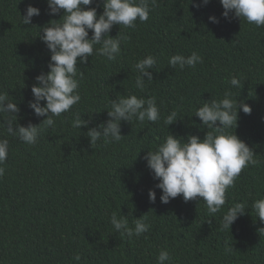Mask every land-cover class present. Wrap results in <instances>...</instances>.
Masks as SVG:
<instances>
[{
	"label": "trees",
	"instance_id": "trees-1",
	"mask_svg": "<svg viewBox=\"0 0 264 264\" xmlns=\"http://www.w3.org/2000/svg\"><path fill=\"white\" fill-rule=\"evenodd\" d=\"M195 2L201 6L191 0H156L147 22L137 20L135 28L127 29L114 25L110 36L120 31L129 37L121 44V55L112 61L96 55L85 64L78 61L84 72L81 101L56 118L55 127L45 129L36 145L8 136L0 127V139L9 140L0 177V264H157L162 249L172 257L169 264H264V221L251 209L255 199L264 198V26L234 13L225 18L220 0ZM30 4L40 15L31 24H21L20 14ZM86 7L103 11L102 0ZM62 15L63 10L50 15L47 0H0V93L18 104L20 125H39L46 118L29 107L35 78L49 71L51 55L38 32ZM192 52L203 62L183 70L168 66L172 55ZM147 55L156 57L157 64L150 70L153 81H145L140 92L133 65ZM232 76L241 80L242 88L228 83ZM226 92L252 109L251 114L238 109L237 127L228 131L246 142L257 163L242 170L215 216L209 217L200 197L185 202L181 194L162 203L159 181L146 166L145 154L169 132L203 138L208 129L194 112ZM129 94L154 95L160 121H121L120 142L101 139L92 148L88 127L108 119L111 99ZM172 111L180 118L167 127L164 118ZM76 113L90 121L88 127H72ZM150 189L156 192L154 203ZM235 203H246V214L223 229L222 216ZM114 212L125 216L131 227L146 216L151 228L129 240L111 225ZM76 254L81 256L78 262Z\"/></svg>",
	"mask_w": 264,
	"mask_h": 264
},
{
	"label": "clouds",
	"instance_id": "clouds-1",
	"mask_svg": "<svg viewBox=\"0 0 264 264\" xmlns=\"http://www.w3.org/2000/svg\"><path fill=\"white\" fill-rule=\"evenodd\" d=\"M191 3L195 7L201 6L195 0H191ZM202 3L207 5L209 0H202ZM220 3L225 18L234 13L249 24L264 26V0H220ZM47 4L50 15H57L61 10L63 15L59 20H51L38 32L42 31L40 39L51 53L49 71L36 76L37 83L31 88L34 99L29 101L34 114L46 118L39 125L18 124V104L9 99L8 94L0 93V117L4 121L0 123V127L5 129L8 136L17 137L33 146L38 143L45 129L55 127L56 118L68 113L81 101L79 88L84 72L77 67L78 61L85 64L88 57L93 55L106 57L110 61L116 60L121 55L122 42H126L129 37L120 31L115 37L110 36L113 26L119 25L127 29L135 28L137 20L147 22L156 0H102L103 11L100 14L96 7H86L92 5L93 0H47ZM38 15L40 9L30 4L25 14H20V23L31 24L32 17ZM209 20L219 22L215 16H209ZM202 62L203 58L196 52L188 56L175 54L169 58L168 66L173 69L179 66L183 70L185 66L194 68ZM156 64V57L147 55L133 65L138 73L135 77V88L138 91H145V81H153V72L150 70L155 69ZM228 83L233 87H243L236 76H232ZM41 101L45 103L42 105ZM109 105L106 108L108 119L97 127H88L90 121L82 119L79 113L74 114L71 121L73 128L88 127L86 136L92 148L101 139L104 143L120 142L124 137L121 134V121L131 122L135 118L140 122L147 120L158 123L161 119L154 95L147 98L136 94L120 95L111 99ZM238 109H242L245 114H251L252 111L247 103H238L237 97L233 98L230 92H226L222 99L211 98L194 112L208 129L203 138L189 135L185 139L169 132L154 150H148L144 159L154 179L159 181L156 187L162 190V203L167 204L182 194L185 202L202 198L209 217L222 210L226 204V193L235 186L242 170L257 163L255 152L246 142L234 132L228 131L237 127ZM177 118H180L178 113L172 111L164 118V124L168 127ZM8 154L9 140L0 139V177L5 174L3 165ZM149 200L152 203L156 200L153 189L149 190ZM246 209V203H235L228 207L222 216L221 227L229 229L240 216L246 214ZM251 209L264 221V198L255 199ZM146 219V216L137 218L133 221L134 227H131L125 216L118 217L114 212L110 216V223L116 232L131 240L150 230L151 225L146 223ZM226 251H230V248H226ZM80 259L81 256L76 254L74 260L78 262ZM156 259L157 264H169L172 257L168 250L162 249Z\"/></svg>",
	"mask_w": 264,
	"mask_h": 264
}]
</instances>
